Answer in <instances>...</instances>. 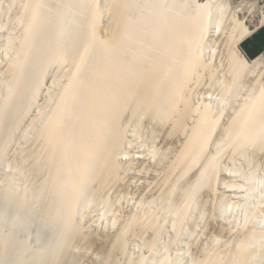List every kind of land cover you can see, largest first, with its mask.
Here are the masks:
<instances>
[{"label": "bare ground", "instance_id": "obj_1", "mask_svg": "<svg viewBox=\"0 0 264 264\" xmlns=\"http://www.w3.org/2000/svg\"><path fill=\"white\" fill-rule=\"evenodd\" d=\"M51 1L53 0H11V5L16 8V16L13 20L17 25L19 23L23 25L17 35L10 33L11 30L6 31L9 34L7 33L8 36L5 37L7 49L6 47L4 49L10 50L8 52L4 50L6 51L4 53H11V57L4 54L6 57L8 55V61L5 60L6 64H0V76L3 79L1 82L0 77V147L6 145V139H13L11 134L14 135V129L17 133L19 121H25L26 115L28 113L31 115L30 110L40 104L41 108H37L39 111L36 110L38 113L35 115L38 117L32 116L33 122L27 125L28 128L25 127L27 130L23 128L26 134L24 132L22 134L26 139L41 143H37L40 148L35 147L36 143H31L32 140L27 141L29 144L26 145V150L30 155H27L23 148L22 153L28 156L24 158L30 162L27 163L28 165L31 164L38 173L45 175L42 183L43 186L45 184L48 186V190L46 194H43L41 189L34 194L28 188L25 193L20 189L24 193L20 195V191L15 186L14 189L19 197L10 188L12 186H8L10 183L4 182L1 183L2 187L3 185L5 187L0 188V201L9 202L13 199L25 198L27 202L31 199L28 203H33L43 196L46 203L40 212L42 216L39 220L43 223L59 225L57 229L59 232L54 233L49 225H45L38 230L37 241L31 245L12 230H0L4 231L0 235V264H67L70 262L68 261L70 253L72 255L76 252H67L68 245L75 247L70 245L72 241L84 245L83 249L88 246L97 253H102V260L105 262L104 253L110 257L112 252H116L122 258L119 260L120 264H141L139 259H133L134 255L132 258L131 254L126 256L127 251L120 247L122 241L125 242L133 233L134 235L139 233L140 236L148 231L153 235L150 237H153L152 241L149 238L152 246L161 226L157 216L153 214L154 211L151 212L153 209L149 211L150 214L140 218L136 216L137 211L134 212L135 215L133 213L126 215L122 210L123 200L128 198L125 187V177L128 176L126 173L131 176L130 174L136 171L132 167L136 161L131 157L132 160H129L124 148L126 142L131 140H127L128 123L131 119V121H139L143 117L147 126L153 128L151 132L148 130L150 136L154 130L152 139H156L157 142H153L154 140L149 137L151 143L156 146L155 150L153 148L152 151L150 150L152 158L159 156L160 160L157 158V164L152 168L154 163L149 166V162L151 160L154 162L155 159H151L148 155L151 160H146L148 157L145 156V161L144 158L142 161L139 160L140 164L137 161L139 171L133 173L136 175L134 181H139L135 182V185L142 183L139 190L137 189L141 194L139 197L141 202L143 203L142 199L154 201L155 196L165 198L166 201L169 200L170 206L167 207L168 202L165 205V201L161 199L162 203L166 209L169 208L168 211H172L175 216L173 219H177L183 210L188 212L186 206L193 204L191 197H195V193L198 195L200 189L205 196V200L201 198L200 200L205 203H202V207L196 206L197 209H201L200 218H203V221L199 218V222L212 226L219 235H230L234 238L241 233L243 239L239 241L241 243L239 246L242 259L245 258L246 239L253 234L257 235L255 231L259 226H252L248 231L249 227L244 225L234 231L230 221L224 220L225 217L221 218L223 215L220 216L219 204L215 207L211 206L219 192L217 191L220 180L217 172L219 165H216L219 164L218 153L222 150V146L216 144V147L213 144L214 134L221 132L222 137H219L222 138L221 141H217L218 139L216 141L220 145L225 142L229 148L231 146L229 150L233 156L242 153L247 143H250L255 152L264 153V59L262 57L248 59L240 48L241 41L264 23V10L254 20L252 26L243 21L244 14L250 9V0H177L178 2L176 0H107L105 7L108 9H102V14L98 0H54V3ZM75 2H78L80 9ZM1 12L0 3V15ZM131 12L133 15L136 14L135 19L130 18ZM103 13H107L110 18L106 17L112 21L109 29L106 25L107 30L104 32L100 28ZM205 49L209 50L208 54H205L207 53ZM53 64H57L56 73L60 76L64 74L66 78L54 76L56 73L53 76L49 75L48 78V74H51L48 73L49 68L51 69ZM218 75L224 92L234 90L236 96H239L230 114L225 116L227 119L222 125H220L222 112L213 110L206 96L203 97L205 93H201V98L195 97L198 94L195 89L197 91L203 77H209L208 84H211ZM56 76L60 79L56 80ZM42 93L43 101L46 100L47 103L36 102ZM125 114L129 117L125 118ZM17 116L22 119L19 117L18 121ZM142 122L137 123L146 128V124ZM139 127L145 130L144 127ZM153 144L148 146L151 147ZM210 146L217 149L212 151ZM5 147L7 151L8 146ZM21 147L22 145L18 146L20 150ZM1 150L0 148V152ZM19 156L21 159L23 155L21 156L20 153ZM258 160L254 159L252 164H245L248 169L240 172L238 182L228 184L229 182L224 181V178L222 180L232 187L240 185L249 188L243 208L247 222L249 219L251 221L255 213L264 217V201L252 198L255 188L264 187V182L260 185L259 179L256 178L257 170L261 166ZM200 161L203 162V166L199 173L196 172L198 169L196 171L194 169L195 166H199L197 163ZM22 165L19 164V167ZM130 167L132 172H127ZM192 169L197 174L193 175V181L191 179L190 183H185V176L190 172V175L193 174ZM129 176L128 180L131 179ZM253 180L256 181L255 184ZM134 181H130V185ZM181 181L185 186L188 185L186 187L182 185L185 189H182L183 192L180 191L182 195L179 196L175 190L177 186L183 188L178 185ZM116 186L117 189L122 188L120 191L123 195L125 193L126 198L121 194L119 196L118 192L116 196L119 198L112 196V193L111 198L118 199H110L117 202L112 203L111 209L115 210L110 212L109 220L106 218V223L103 221L105 227L101 229L95 227L97 230L93 227L94 232L92 229L88 231L89 227L87 229L83 221L84 216L80 214L78 216L77 212L80 211L78 205L83 199H86L82 201L85 204L92 203L96 196L100 197L99 194H103L104 190L108 195V191H111L109 189ZM88 188L92 192L86 196ZM174 193L179 196L177 200L181 203L173 201L176 199L172 198L175 196ZM134 197H136L135 193ZM32 198L35 201H32ZM102 198L104 201L107 200L105 197ZM210 198L214 200L213 203L209 201ZM250 199L253 201L249 203ZM110 200H107V204ZM190 200L192 204L189 203ZM209 202L212 204L206 205ZM131 203L133 206L134 202ZM157 203L159 202L156 201ZM138 204L135 205L138 207ZM114 205L117 207L114 208ZM206 206L210 207L208 213L203 210ZM185 211L184 215H188L189 212L187 214ZM94 225L101 227L99 224ZM208 230L206 228L207 232ZM128 239L130 240V237ZM84 250H82L83 255ZM121 250L126 252L123 253ZM248 252L246 250V253ZM99 255L98 257H102ZM214 255L215 252L211 255L213 259L215 256L218 257L215 261L210 260V264L220 259L219 255L222 253ZM234 255L238 257L241 254L234 253ZM95 256L94 260L97 259ZM73 259L75 258L73 257L71 261ZM111 260L107 264L114 262ZM228 260L232 261L230 258ZM100 262L104 263L101 260ZM206 263L209 264V261Z\"/></svg>", "mask_w": 264, "mask_h": 264}, {"label": "rangeland", "instance_id": "obj_2", "mask_svg": "<svg viewBox=\"0 0 264 264\" xmlns=\"http://www.w3.org/2000/svg\"><path fill=\"white\" fill-rule=\"evenodd\" d=\"M98 1L100 2V3L98 2V4H99L98 7H99V9H101V14H102V9L103 10L108 9V7H105V4H107V2H106L107 0H98ZM150 1H152V0H150ZM178 1H180V0H178ZM178 1L176 0V2H178ZM51 2L54 3L55 1L53 0ZM0 3H1V9H2V12H1V15H0V64H4V63L6 64V62L8 61V58H7L8 55H10V57H11V53H9V54L8 53H4V52L7 51L6 50L7 46H5L6 45V42H5L6 38L5 37L8 36V34H9V32H6V31L11 30L10 33H12V34L14 33L13 35H17L18 32L20 31V29L22 28L23 24L19 23L17 25V23L13 20L15 18V16H16V8H15V6L11 5V0H0ZM75 3L77 5V7H79V9H80V6H78V2H75ZM249 4L251 5L250 9H249L248 12H246L244 14L243 21L246 24H249V25L251 24L252 26H254V20H256L257 17L260 15L261 11L264 10V0H250ZM134 15L136 16V14H134ZM134 15H133V13H132V16H131V14H129V16H131L130 17L131 19H135ZM86 16H87V14H86ZM106 16H108L110 18V16L107 13H103V18L101 19V26H100L102 32L107 30L106 29L107 26H108V29H109L110 25L112 24L111 19H109ZM133 16H134V18H132ZM84 20H83V22H84ZM213 30H214V28H213ZM7 45H8V43H7ZM5 47H6V49H4ZM4 50H6V51H4ZM208 51H209L208 49L207 50L205 49V52H207L205 54H208ZM11 52H13V51H11ZM4 54H8L7 57L4 56ZM5 57L7 59H5ZM5 60H6V62H5ZM50 67H51V65H50ZM52 67H54V69ZM52 67H51V69L49 68V71H48V73H51L52 75L48 74V78H49V75L53 76V74L57 72V64H53ZM50 71H52V72H50ZM55 75H59L60 76L59 73L54 74V76ZM59 76L55 77L56 80H58L57 78H59ZM62 77L66 78V75L64 76V74H63ZM217 77L211 84H208L209 83L208 82L209 81L208 80L209 77H205V78L203 77L202 80L203 79L204 80L203 81L201 80L200 85L197 88V91L195 89L196 94L198 93L195 97L196 98L197 97L201 98V96H202L201 93H205L203 95V97L206 96L205 98H206V100L207 99L209 100L210 105L212 106L213 110L222 112V114H223V116L221 118V122L222 123L220 124V125H222L223 123H225V120L227 119V117H225V116L230 114L233 106L238 101L239 96H236V93L234 92V90L233 91L224 92L223 87H222L223 85H221V82H220L221 81L220 80V75H218ZM50 78L53 79L52 77H50ZM2 80L3 79L1 77V82H3ZM62 80H63V78H62ZM40 95L41 96H38V99L36 100V102H38V103L46 102V100L43 101V98H44V97H42L43 93L40 94ZM43 104H41V105H43ZM39 105L37 104V108H41V106H39ZM35 106H34V108H32L30 110L31 115L29 113L26 115V118H24V120L26 119L25 121H23V120L21 121L20 118L22 119V117L19 116L20 117L19 118L17 116L19 118L18 121L20 120L19 121L20 122L19 125H17V127H19V128H18V131L16 130L17 133H15V129H14V131H13L14 135L11 134L13 139L12 138H8L9 140L6 139V143L5 144L8 146L7 147L8 148L7 151L5 150V148H6L5 146L6 145H4V144H3L4 146L2 145V147H4V148L0 147L2 149L1 152H0V185H1L0 188L3 189L5 187L4 185L2 187L1 183H4V182H6L7 184L10 183L8 186H12L10 188L13 189V192H15V194L17 196H19V194L23 195L25 193V191H28V189H30V191H33V193L37 192V190L41 189L42 190L41 192L43 194H46L47 190H48L47 189L48 186H45L46 185L45 183H44L45 185L43 186V183H42L43 179L45 178V175H43L41 173H38L35 168H32L31 164H29V165L27 164V163H30V162H28V160L27 161L25 160L26 158H28V156L25 155L27 153V151H28V150H26V145L29 144L28 142H31V140H32L31 143H34L35 141H33V139L29 140V139L24 138L25 136L24 135L22 136V134H23V132L26 134L25 130H27V129L25 127L28 128V126L31 124V122H33V119H31V118H33L32 116H34V118L38 117V116H35V115H37V113H38V112H36V110L37 111H39V110L37 108H35ZM127 117H129V115L125 114V118H127ZM144 118L145 117H143L142 120L146 121V119H144ZM223 118H225V119H223ZM14 119H17V118H14ZM27 119H28V121H27ZM142 120L141 119L139 120L140 123L142 122ZM128 121H129V119H127V122ZM130 121L128 123V128H127V130H128L127 131V133H128L127 134L128 135L127 136V140L131 139L130 140L131 142L130 141L126 142V145L124 146L125 150L127 151L126 155H127L128 158L131 157L133 160L136 161V162H134V164L132 166L134 170L136 169V171L137 170L139 171V165L137 164V161L138 162H139V160L142 161V158H144L143 160L145 161V158H146L145 156H147V155L151 159H155L154 162H153L148 156H147L148 158H146V160L150 159L152 161V163H151V161L149 162V164H150L149 166H151L154 163V165L151 166V168H152L153 166H155V164H157L156 161H157V158H159V156L158 157L155 156L156 158H152V155H151V152H150V150L152 151L153 149L154 150L156 149V146H154V144L151 143V140H154V139H152V135L154 133V130H153V133H151V136H150L151 129H153V128L151 126H149V125L147 126L145 121L142 122V123L146 124V126L148 128L147 127L145 128V126L140 125L139 123H137L139 121H136V120H134L135 122L134 121L130 122ZM22 122H24L25 124L22 123ZM137 124H139V125L137 126ZM139 126L144 127L146 131L143 130V128L139 129L140 128ZM148 129L150 130V132H149ZM141 130L144 131V132H142ZM218 133L219 132H216L215 133L216 135L214 134V141L216 143L214 142L213 146H216V144H219L220 147L222 146V150H220L221 152L218 153V157H217V162L219 161V164L216 165V166L219 165L218 168H217L218 170L215 168L217 170V172L219 173L218 176H219V179H220L218 181V184H217V191H219L217 193H218L219 196L217 195L215 197L216 199L213 197V199H215V201L212 198L209 199V201L210 202L212 201V203H213V201H214V203L216 202L215 204L214 203L212 204V203L209 202L206 205H208V204L211 205L212 204L211 206L215 207L216 205L219 204L218 206H219V210H220V213H221L220 216L223 215V216H221V218L223 219L225 217L224 220L230 221L229 223H230V225H232V229L234 231H237L238 228H240L241 226H244V225L249 227L248 231H249L250 227L252 228V226H259V229H258L259 231L258 230L255 231V233L257 235L253 234V236H249L250 239L252 238L251 240L249 238L246 239L247 241L245 243L246 244L245 245V249L247 250V252L250 250V252H248V253H246V250H245L244 256H245L246 259L245 258L242 259L243 256H242V253L240 251V246H239V243H240L239 241H242L241 239H243L242 238L243 235L241 233H238V235H236L234 238H233V236H230V235L229 236L228 235H221V234L219 235V232L215 231V229L212 226H207V225L203 224L204 222H202V223L199 222V218L201 217V215L199 213L200 212L199 210H201V209H197V207L199 208L202 205V203H205L204 201H202V200H205L204 199L205 196H203V194H202L204 192H201L200 189H199L198 190V195H197V193H195V195L193 194L195 197L196 196L197 197L196 198L195 197H193V198L191 197V199H193L192 203L194 204L195 199H197L199 204H197L198 202L195 201V204L193 205L191 203V200H190L189 203H191L192 205H190V204L189 205L191 207L190 206L188 207V205L186 206L188 208L189 214H188V212H186L187 210L186 211L183 210L179 214V218L176 217L177 219H173L175 216H173V213H171L172 211L171 210L168 211L169 208L166 209V206H164V204L166 202H168V203H166L167 207L170 206V205H168L169 204V200L166 201L165 198H160V197L156 198V196H155L154 199H153L154 201L150 200V201H152L151 205H150L151 202L149 200H147V199H145L146 201H144V199H142L143 203L141 202V199L139 198L141 196V194H139L137 189L139 190V187H141L142 183L138 184L137 185L138 188L135 189V187H137L135 185V182H139V181L138 180L134 181V180H136V178H135L136 177V175H135L136 171H133L135 173L134 174L131 171L132 167H130V169L127 171V172H130V171L132 172L130 174L131 176H129V173H126V174H128V176L131 178V179H129L130 181H132V180L134 181L133 184L131 182V185H130V181L128 180V178H127L128 176L127 175L125 177V180H126V182H125L126 186L125 187H126V190L128 192H126V191H124V192H126V196H128V198H126L125 193L123 195V193L121 192L122 188L120 189L118 187V189H117V186H116V187L110 188L109 190H111V191H108L106 189V191L109 192L108 195H106L107 192H105V190H104L103 194H101V193L99 194V196L101 198L96 196V198H94V201H92V203L91 202H87V204L83 203L82 201L83 200L85 201L86 199H83L81 201L82 204L80 202L79 205L81 206V208L78 205V209L80 211L77 212V210H76V212L78 213V216H79V214L84 216V218H83L84 220L83 221H84L85 227L86 228L89 227V229L87 228L88 231H91L90 229L93 230V227L94 228L96 227L97 229H99V228L101 229V228L105 227L104 223H106V220H107L106 218H108V220H109L108 216H109L110 212L112 213L115 210V209H113V210L111 209L112 205L114 203L116 204V202H117V201L115 202V200H112L114 202H112L110 200V199L113 198V197L111 198V194L113 193L112 196L114 195L115 197H118V196H116V194L118 192L119 196L123 195V197L126 198L125 201L123 200L124 198L122 199L123 202H124V204L122 206V208H123L122 210L125 211L126 215H132V213L134 214V212L137 211V215L136 216L138 218H140V217H144L147 214H150L151 212L153 213V211H154L153 214H155V216H157L158 223L161 225L160 229H159V231L157 233L158 235L156 236V238L154 237L156 240H155V242H153L154 244L152 246H151V244H152L151 243V241H152L151 239L153 237L152 238H150V237L153 236V235H152L151 231H148L146 233L140 234V236H139V233H135V235L133 233L132 235L129 236L130 240L128 239L129 237L127 238L128 241L125 238L126 239L125 242L122 241V243H121L122 246L121 247L119 246L121 249H125L127 251L126 252L124 250L123 251L121 250L123 253H125V252L128 253V254H126V256L127 255L129 256L130 254H131L130 255L131 258L135 256L133 259H135V258L139 259V263H141V264H203V263L205 264L206 261L207 262L209 261V264H210V260H214L215 261V258L218 257V256L216 257L215 255H219L220 253H222V255H219V258H220V256H221V258L222 257H224V258L217 259L216 262L214 263V261H213L212 264H217V262L220 263V264H222V263L230 264V262H231V264H232L233 261L236 262V263L234 262V264H239V263L240 264H242V263L243 264H264V217H262L261 215H258V214L256 215V213H255L254 216L252 215L253 217L251 216L252 217L251 221H250V219H249L248 222L245 221V215H244V212H243V208L245 206V202H244L245 200L244 199H245L246 194L249 192V188H246L245 186H240V185H237L235 187H232V186L228 185V184H230L232 182L233 183L234 182H238L239 181L240 172H242L243 169L247 168V166L245 164H247V163L248 164L249 163L252 164V160H254V159L255 160L259 159L258 162L261 163V166H259V168L261 167V169L258 168L256 178L259 179L260 185H262L263 182H264V168H263L264 167V165H263L264 164V153L262 154V152H255L253 150V147L250 145V143H247L245 145L242 153L239 152V153H237V155L233 156V155H231V151H230L231 150V146L229 148L228 144H226L225 142L222 143V145H220V143L217 142L219 140L221 141V139H222V138H219V137H222V133L221 132L219 134ZM11 135H10V137H11ZM149 137H151V140H150ZM14 139H15V141H14ZM7 140L9 141V144H8ZM155 140L153 142H156ZM157 140H158V138H157ZM10 141H12L11 145H10V143H11ZM20 141H21V143H20ZM23 141H26V142L23 143ZM3 143H4V141H3ZM35 143H36V146L35 145L34 146L38 147V149H39L40 146L37 145L38 142H35ZM129 143H131V144H129ZM38 144H41V143H38ZM151 144H153L152 146H154L155 148L152 147V146L151 147L148 146V145H151ZM21 145H22V147H21V150H20L18 148V146L20 147ZM31 145L33 146V144H31ZM213 146L212 147L210 146L212 148V151L217 149V148H215ZM157 147H158V145H157ZM22 148H23V151L26 152V153H24V152L22 153ZM30 148H28V149H30ZM31 149L33 150V148H31ZM31 149H30V151H31ZM35 149H34V152H35ZM4 150H5V152H4ZM17 150L19 152H17ZM14 151L17 154L13 153ZM158 152L160 153V150ZM253 152H255L256 155L259 154V156L258 155L256 156L255 154H253ZM20 153H21V156L23 155L21 157V159H20V156H19ZM15 154H16L17 158H16ZM154 154H157V153L154 152ZM10 155H12V156L10 157ZM27 155H30V154L27 153ZM126 155L124 156V159H125ZM157 155H159V154H157ZM153 157H154V155H153ZM131 158L129 160H132ZM18 159H20V160H18ZM22 159L25 160L26 162L23 161ZM158 160H160V158ZM140 162H139V164H140ZM23 163H26L27 165L26 164L24 165ZM19 164L20 165L23 164L21 167L25 166L31 172L28 169L24 168V167L23 168L19 167ZM197 164L199 166H195L196 169H194V168L193 169L195 171L198 169L196 172H199V171H201L200 168L203 166L202 165L203 162L200 161V163L198 162ZM195 171L193 172V174L190 175V173H191L190 172L189 174H187V176H185L186 181L189 179L187 182L184 181V179H182V180L185 183H190L191 179L193 181V177L195 176V174H197ZM190 176H192V177H190ZM197 176H196V178H197ZM208 176H209V174H208ZM7 178H9V179H7ZM223 178L225 179L224 181H228L229 183L226 184L227 182H223L222 181ZM4 179H6V180H4ZM1 180H2V182H1ZM9 180H11V181H9ZM127 180H128L129 183H127ZM183 181H181L183 184L180 182V183H178V185H181V186L184 185L185 183ZM220 181H222V182H220ZM255 183H256V181H254V184ZM7 184H5V185H7ZM13 184H14V186H13ZM127 184H129V186H127ZM224 184H226V185H224ZM254 184H252V185H254ZM15 186L17 187V190L20 191V193L18 192L19 194L16 193L17 191H15V189H14V188H16ZM186 186L184 185V187H186ZM177 187H176L175 193L180 196V195H182V192H183L182 189H185V188L183 186H182L183 188H181L179 186L178 189H177ZM130 188H133L134 190H136V192L133 189L131 190ZM198 188L199 187H197V189ZM20 189H22L24 191V193ZM128 189H130L131 194H130V191ZM179 189H181V190H179ZM123 190H125V188ZM88 191H86V196H89L91 194L90 192H92V190L89 189V188H88ZM180 191H182V192H180ZM0 192H1V190H0ZM134 193H135L136 197L133 198V194ZM175 193H174L175 196H173L172 198L173 199L176 198V199H174L173 201H175L176 203H179L180 201L177 200V198L179 196L176 195ZM199 193L201 195H199ZM253 193L254 194H253L252 198L261 199V200L264 201V187L259 186V188H255ZM131 196H132L133 199L131 198ZM199 196H201V197H199ZM102 197H105V200L106 199L110 200L109 202H111V203L108 202V204H109L108 205L107 204V200L104 201V198H102ZM86 198H88V197H86ZM118 198H113V199H118ZM155 198H156V200H155ZM172 198H171V201H172ZM180 198H181L180 200L182 201L183 197L181 196ZM198 198H199V200H198ZM200 198L202 200H200ZM35 199H36V197H35ZM161 199L163 201H165L164 204L162 203L163 201ZM32 201H35V200H33V198H32ZM131 201L134 202L133 206H132ZM137 201H138V203H140V205L138 203H136ZM156 201L159 202V203L156 204ZM171 201H170V203H171ZM251 201H253V199H250L249 203ZM14 202H16V203H14ZM28 202L26 201L25 198L13 199V200H11L9 202L0 201V230H4V231L12 230V231L16 232L20 237H22L28 244L34 245L35 244L34 242L37 241V234H38V230L40 228H42L45 225H49L51 230L54 233H57V232H59L57 230L59 225L50 224L48 222L43 223L42 221L39 220V217L42 216V213H40V212H41L43 206L46 203V199L43 196H41L39 199H36V201L33 202L34 204L33 203H28ZM153 203H155V204H153ZM32 204H33V206H31ZM128 204H131V205H128ZM135 204H138V207ZM145 204H148L149 206H144ZM121 205H122V202H121ZM106 206H108L109 208L106 207ZM117 206H118V204H117ZM117 206H115L114 208H116ZM135 207H137L136 210H135ZM186 207H185V209H187ZM206 207L203 208V210H204V212L207 211V213H208V211L210 210V207L209 206L207 208ZM125 208L128 211H126ZM147 208H150V210L147 209ZM109 209H111L112 211L109 210ZM131 209H133V211ZM151 209H153V210L151 211ZM195 209H197V211ZM106 210L107 211L109 210V211L107 212ZM149 211H151V212H149ZM184 211L188 215H184L185 214V213H183ZM239 211H241V212H239ZM240 213H241V215H239ZM181 215H182V217H181ZM196 215H197V217H196ZM200 219L203 221V218H200ZM90 220H91V223H93V224L90 223ZM175 220H177V222ZM224 220H223V222H225ZM85 221L87 223H89L88 226H87V223H85ZM98 221H102V222L99 223ZM103 221H104V223H103ZM199 223H201V226H200ZM94 224H99V225H101V227L98 226V225H94ZM89 225H91V227ZM202 225H205V227L202 226ZM96 228H95V230H97ZM206 228L209 229L208 232L206 231ZM201 229H204V230H201ZM95 230H93L92 232H94ZM4 231H0V235ZM195 231H196V233H195ZM198 233H199V235H198ZM145 234H147V236ZM195 234L197 235L196 238H195V236H196ZM247 235H249V234H247ZM136 236H138V238H136ZM245 236H246V234H245ZM135 238H136V240H135ZM149 238H150L151 241L149 240ZM229 238H230V240H229ZM231 239H233L232 242H231ZM249 240H250V242H249ZM130 241H132L133 243L130 242ZM74 242L75 243H73V241H72V243L70 242L71 243L70 245H73V247L74 246L75 247L72 248L71 246L68 245L70 250H69V248L67 249L68 253L74 252V251L77 252V253L75 252L76 255H75V253H72V255L70 253V256L67 253L68 256H69L68 261H70L71 264H74L75 262H76L75 264H77V262H78V264H82V263L83 264H96V262L98 264H104V263L107 264V262H109L110 259H112L111 261L114 260V262H112V263L110 261L111 264H120L121 263L119 260H121L122 258H120L119 253L112 252L113 254L112 253H110V254H112L113 256L111 255L110 257L108 256L107 253H104V254H106V255L103 254L105 256L104 257V259L106 260V262H105V261L102 260L103 259L102 253L101 254L97 253L94 249H91L88 246H85V248H84L85 250H84L83 249L84 245L78 244L76 241H74ZM233 243H235V244L233 245ZM68 244H69V242H68ZM148 244L151 247H148L149 246ZM123 245H124V247H123ZM79 247L80 248L82 247V249L80 250ZM125 247H127V248H125ZM88 248H89V250L91 249L90 253H89ZM248 248H249V250H248ZM82 250H84V252H85L84 255H83V251ZM78 251H79V253H78ZM118 251H120V249ZM214 252H215V255H214L215 257L213 259L211 255H213ZM92 253H94V254L97 253V254H95L96 255L95 256ZM140 253H142V254H140ZM234 253H236V255H239V254H241V255L237 257V256L234 255ZM86 254H89V256L86 255ZM99 254L102 257H98ZM225 254H226L227 257L223 256ZM227 254H229V255H227ZM232 254L234 255L233 259H232V256H233ZM248 254H250L251 256L248 255ZM94 256L97 257V259L95 258L96 260H94ZM107 256H108V258H107ZM114 256H115V258H114ZM73 257L75 259L72 260V261H74L72 263L71 259ZM80 257H81V259H80ZM84 257H85V259H84ZM118 257L120 259H118ZM76 258H77V260H76ZM124 258H125V256H124ZM229 258L232 261H229L228 260ZM98 259H99V261H97ZM226 259H227V261H226ZM92 260H93V262H92ZM100 260L102 262H104V263H101ZM70 262H67V264H70ZM206 264H208V263H206Z\"/></svg>", "mask_w": 264, "mask_h": 264}, {"label": "crops", "instance_id": "obj_3", "mask_svg": "<svg viewBox=\"0 0 264 264\" xmlns=\"http://www.w3.org/2000/svg\"><path fill=\"white\" fill-rule=\"evenodd\" d=\"M240 48L248 59L264 58V23L241 41Z\"/></svg>", "mask_w": 264, "mask_h": 264}, {"label": "water", "instance_id": "obj_4", "mask_svg": "<svg viewBox=\"0 0 264 264\" xmlns=\"http://www.w3.org/2000/svg\"><path fill=\"white\" fill-rule=\"evenodd\" d=\"M239 212H241V211H239ZM239 215H241V213Z\"/></svg>", "mask_w": 264, "mask_h": 264}]
</instances>
